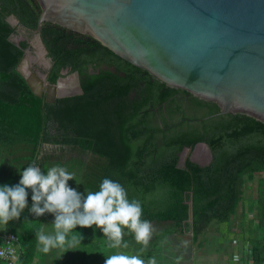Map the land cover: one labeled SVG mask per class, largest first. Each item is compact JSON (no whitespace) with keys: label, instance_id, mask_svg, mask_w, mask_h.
Segmentation results:
<instances>
[{"label":"trees","instance_id":"obj_1","mask_svg":"<svg viewBox=\"0 0 264 264\" xmlns=\"http://www.w3.org/2000/svg\"><path fill=\"white\" fill-rule=\"evenodd\" d=\"M40 12L36 0H0V185L18 184L33 160L45 172L56 164L76 169L85 195L110 178L126 188L130 200L142 203V219L167 225L164 234L191 232L195 240L204 238L212 222L229 225L244 188L255 186L251 200L257 227L246 260L264 264V123L242 113L210 117L219 112L215 102L168 86L92 37L52 23H44L40 33L51 61L46 80L53 85L62 70L77 72L82 94L47 102L15 71L29 47L27 40L15 42L17 27L31 33ZM10 16L18 26L7 21ZM200 142L212 152L203 166L190 158ZM44 146L55 149L43 153ZM185 148L191 151L182 160ZM65 154L89 160L64 161L59 156ZM27 191L28 208L6 230L0 226V245L12 235L19 254L15 264H55V252L45 262L38 251L35 233L43 229V216L29 212L32 193ZM157 198L163 206L151 202ZM74 231L84 239L82 250L67 256L70 264H104L115 250L105 237L90 240V232H102L95 225ZM124 238L130 248L121 250L129 254L132 235ZM0 264L7 262L0 258Z\"/></svg>","mask_w":264,"mask_h":264},{"label":"water","instance_id":"obj_2","mask_svg":"<svg viewBox=\"0 0 264 264\" xmlns=\"http://www.w3.org/2000/svg\"><path fill=\"white\" fill-rule=\"evenodd\" d=\"M36 1L41 12L32 33L44 54L42 25L56 24L92 37L168 86L215 102L219 112L210 117L242 113L264 123V0ZM7 21L18 23L13 16ZM27 54L15 71L35 96L45 92L54 102L82 94L77 72L62 70L52 85L33 73ZM203 150L210 162L205 143L192 152Z\"/></svg>","mask_w":264,"mask_h":264},{"label":"clouds","instance_id":"obj_3","mask_svg":"<svg viewBox=\"0 0 264 264\" xmlns=\"http://www.w3.org/2000/svg\"><path fill=\"white\" fill-rule=\"evenodd\" d=\"M20 177L16 185H0V226L3 230L9 221L19 219L28 208L27 189H31L29 212L36 217L45 213L54 216L52 233L43 229L35 233L38 251L48 254L53 249L63 252L79 250L84 237L74 229L95 225L102 230L109 249H127L129 243L124 237L130 234L142 245L134 254L117 251L106 255L104 264H158L155 256L145 258L142 255L155 228L150 220L142 219V203L130 200L119 181L104 178L98 191H86L85 195L68 185L69 180H76L75 173L60 164L45 172L38 167L36 160L28 164Z\"/></svg>","mask_w":264,"mask_h":264},{"label":"crops","instance_id":"obj_4","mask_svg":"<svg viewBox=\"0 0 264 264\" xmlns=\"http://www.w3.org/2000/svg\"><path fill=\"white\" fill-rule=\"evenodd\" d=\"M255 214L254 205L251 206L248 201L240 203L237 214L231 218L228 228V253L217 249V253L205 254L207 251L214 252V248L212 247L213 251L205 248L203 237L195 240L191 232L180 234L175 231L164 234L167 225L158 227L156 223H152L155 232L142 255L145 258L155 256L158 264H226L227 262V264H248L246 259L251 249L249 241L254 237L257 227ZM132 243L133 250L129 254H134L142 248L133 236ZM117 251L122 250L115 249L113 253Z\"/></svg>","mask_w":264,"mask_h":264},{"label":"rangeland","instance_id":"obj_5","mask_svg":"<svg viewBox=\"0 0 264 264\" xmlns=\"http://www.w3.org/2000/svg\"><path fill=\"white\" fill-rule=\"evenodd\" d=\"M13 25H15V24H13ZM19 35L20 36H17V38H15V39L18 40L19 37H22V38H25V39H28L29 38V40L33 43L32 52L34 54V57L37 56L40 59H42V60L45 61L44 53L42 52V49L40 48V46L38 44H36L35 37L34 36H31L30 37V35L24 34L23 31H19ZM26 35L28 37H26ZM50 99H52V97H50ZM54 149L55 148H53L51 146L50 147L49 146H44L42 151H43V153H50V154H52V151ZM53 153L59 154V151L57 150L56 152L54 151ZM196 154L198 156H193L194 159H198L200 157L199 155H201V154H207V153H205V150H203V152H198ZM71 155H74V154H71ZM59 157H61L64 161H68L70 159H74V158H78V157L79 158H83L85 160H89V156H70L68 154H65L64 156H59ZM208 161H209V159L207 158L202 164H208L209 163ZM68 171L70 172V170H68ZM76 171H77L76 169H73V171H71V172L75 173V178H76ZM250 184H251L250 182H247V185L248 186ZM68 185L70 187H72V188H75L78 192L84 194L85 187L84 186H83V188L80 187V184L77 183V179L76 180L75 179L69 180L68 181ZM254 189H255V186H252L250 188H248V187H245L244 188L243 201H248L251 204V206L254 205V202L251 200V198H252L251 195L255 191ZM158 201H159V198L154 199L151 202L152 203H155V205L157 207H160V206H163L164 205V204H158ZM53 220H54V216L52 214L45 213L43 215V230L45 232L52 233L54 231L53 226L51 225V223L53 222ZM216 227H217V230H215ZM228 227H229L228 223H221V224L218 225L216 222H212V224L208 227L207 232H205L203 236H204L205 248H209L210 250H212V247H213L214 248V252L207 251V252H205V254H207V253H215L217 251V249L218 250L225 251V253H228L229 252L228 245H227V243H228L227 241L229 240ZM76 232H78V231H76ZM88 235H89V238H90L91 241H93V240L96 239V238H94L95 236L96 237H99V238H104L103 232H97V234H93L92 232H90V234H88ZM99 244H100V246H102V244H103V242H102L101 239H100V243ZM129 248H130V244H129V247L127 249H129ZM127 249H124V250H127ZM80 250H82V249H80ZM52 251L55 252V257L53 256L55 264H64L65 262L69 261L68 260V257L71 259V258H73L72 257V254L73 253L75 254L74 251L63 252V251H61L59 249H53ZM40 253H41V255L44 254L42 252H40ZM50 253L45 254L44 258H42L45 262H46L47 259H50V257H49ZM58 257H60V258H58ZM38 260H39V262H41V258H39ZM66 264H70V263L67 262Z\"/></svg>","mask_w":264,"mask_h":264},{"label":"flooded vegetation","instance_id":"obj_6","mask_svg":"<svg viewBox=\"0 0 264 264\" xmlns=\"http://www.w3.org/2000/svg\"><path fill=\"white\" fill-rule=\"evenodd\" d=\"M11 24V23H10ZM11 26H18V23L13 25L11 24ZM19 31H23L24 34H27V35H30L31 36H34V34L31 32V33H28L25 31V29H23L22 27L18 26L17 27V34L18 36L19 35ZM21 33V32H20ZM26 35V37H28ZM17 40V39H16ZM20 40H27L28 41V49L26 50L28 52V54L26 55V60H27V64L29 66V68L33 71L34 74H36L37 76H41V77H45L46 78V74L47 72L49 71L50 69V66H51V61L50 59L47 57V52L46 54H44V57H45V61L40 59L39 57H34V54L32 52V49H33V43L28 39H25V38H22V37H19V39L17 41H15L16 43H18V41ZM45 47V46H44ZM25 51V52H26ZM44 94L46 95V93L44 92ZM50 99V98H49ZM181 159L183 160L186 156L188 155H183V153H181ZM184 156V157H182ZM193 156H198L197 154H194L193 152L191 153L190 155V158L191 160L193 161H196L197 163H203L205 160H206V154H201L199 155L200 157L198 159H194Z\"/></svg>","mask_w":264,"mask_h":264},{"label":"built area","instance_id":"obj_7","mask_svg":"<svg viewBox=\"0 0 264 264\" xmlns=\"http://www.w3.org/2000/svg\"><path fill=\"white\" fill-rule=\"evenodd\" d=\"M17 242L12 235L4 239L3 245H0V258L4 259L7 264H15L18 260V252L15 248Z\"/></svg>","mask_w":264,"mask_h":264}]
</instances>
